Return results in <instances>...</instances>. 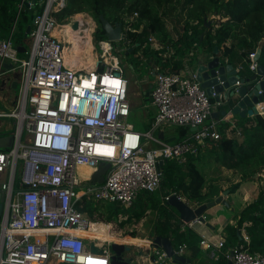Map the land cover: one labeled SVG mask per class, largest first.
<instances>
[{"label":"built area","instance_id":"built-area-1","mask_svg":"<svg viewBox=\"0 0 264 264\" xmlns=\"http://www.w3.org/2000/svg\"><path fill=\"white\" fill-rule=\"evenodd\" d=\"M25 1L40 9L27 35L29 47L20 54L10 34L0 36V76L4 63L19 74L17 106L0 112V118L15 119L12 146L0 150V264H110L108 246L75 233L95 221L83 207L87 202L129 207L140 192L157 191L162 176L158 160L182 162L219 138L217 122L211 118L212 98L191 68L157 72L150 92L155 114L141 134L127 122L129 82L117 61L105 65L96 58L90 70L66 65L68 43L62 29L72 27L75 14L65 23L55 17L66 0H20L18 9ZM56 28L59 35L52 33ZM73 30L78 32L79 24ZM149 42L156 47L153 38ZM103 43L111 42L99 41ZM254 55L255 51L249 53L250 71L258 65ZM171 126L190 132L178 142L164 143L159 133ZM102 162L110 165L104 181L91 185L81 168L94 170ZM223 245L219 240L214 246ZM156 253L160 264H166L164 252ZM227 257L231 264H264V253H250L242 245L230 248Z\"/></svg>","mask_w":264,"mask_h":264},{"label":"trees","instance_id":"trees-1","mask_svg":"<svg viewBox=\"0 0 264 264\" xmlns=\"http://www.w3.org/2000/svg\"><path fill=\"white\" fill-rule=\"evenodd\" d=\"M18 2L0 0V36L8 37L10 34L14 45L27 48L29 40L24 36L25 28L31 25L35 12L40 9L25 4L18 9ZM80 12L87 13L96 22L93 32L95 44L105 39L99 16L111 24L121 23L123 36L120 43L127 49L131 48L126 55L132 56L140 51L146 58L145 61L138 56L133 58L130 63L132 68L137 66L142 74L150 78L151 69L156 67L155 73L180 71L182 58L197 47L212 51L214 46H222L223 56L229 61L237 58L249 61V53L260 46L257 63L264 66V0H66L65 8L55 17L58 22L65 23L69 16ZM211 16L217 18L206 26ZM172 19L182 23V33L175 27L174 30L168 29L167 22ZM172 31L176 33V39ZM149 38H153L158 45L150 47ZM169 50L172 53L164 55ZM176 128L179 139L190 132V128ZM217 132L219 138L209 142L210 153L216 163L238 175L239 181L227 187L231 193L241 182L262 173L264 169V117L259 114L242 117L233 125L219 120ZM5 134L10 133H0ZM195 158L196 155H188L184 162H163L159 187L163 203L151 192L142 191L129 207L87 202L82 210L91 219L105 223L117 221L121 216L126 217L122 223L138 222L146 210H156L158 216L153 236L168 238L175 251L180 245L193 248L200 241L199 236L189 227L180 229L177 213L164 202L165 197L172 193L195 205L210 202L218 195L221 188L215 182L207 181ZM258 180L255 199L240 210L234 224L224 228L223 251L242 245L250 253H264V177L258 176ZM241 229L248 240L239 239L237 234Z\"/></svg>","mask_w":264,"mask_h":264},{"label":"crops","instance_id":"crops-1","mask_svg":"<svg viewBox=\"0 0 264 264\" xmlns=\"http://www.w3.org/2000/svg\"><path fill=\"white\" fill-rule=\"evenodd\" d=\"M213 18H217V17L211 16L209 20L211 21ZM172 36L175 35L172 34ZM227 44L228 42L226 43V45ZM257 48L260 49V46H258ZM192 52H190L186 56L184 61H182V69L180 71L183 72L184 70L190 68V64H191L190 60L192 59L194 60L195 54L198 52L204 53L205 54L204 56H211V50L203 51L199 47H197ZM218 54L222 58L227 59L228 62L232 63L234 68L240 72L242 77H248L252 75L253 71L249 70L248 61L244 60V58L242 59L237 58L236 60L229 61L228 58L223 56L222 46L218 48ZM16 75L17 77H15ZM5 78H7L5 83L3 85L0 83V112L13 111L17 106L19 74L15 70L3 68L2 74L0 76V81ZM153 78L154 77L152 76L149 84L147 85V89L145 90L142 89V93L140 95V100H139V104L142 103V108H141L142 116L145 118L146 121H148V123L152 122L155 114V108L153 105H151L150 102L151 100L150 92H151V84ZM212 104H213V108H212L211 118L214 119L216 122H219V120H223V121H228L233 125V122L235 120L242 118L238 116H232L230 115V113L226 115L222 114V112L226 108L225 102L222 99V97L220 98L219 102H216L215 100L212 99ZM256 107L258 108V114L264 117V102L258 103ZM246 117H251V116H246ZM14 122L15 119L12 117L0 118V133L7 132L10 133L9 135H11L12 129L14 127ZM160 133H162V137H163L162 141L167 144H173L181 139V138L179 139V130L176 127H163ZM209 147L210 144L204 148H209ZM204 148L200 150L201 151L199 154L200 158L204 159L206 156L210 155L209 156V161H211L210 165L214 166L212 168H215L216 172L220 173L223 176V178L218 181L217 178L214 177L217 181L215 184L221 188L220 192L218 193V195H220L222 191L227 190V187L231 183H235L237 181L236 177L238 178V175L235 174L232 169H228L223 166L217 167L213 155L210 153V151ZM198 160L200 162L202 161L200 159ZM208 180L209 179H207V181ZM256 190H257L256 185L250 181L242 182L234 192L230 193L227 190L228 194L224 196V199L226 200L228 205L226 206L224 204L219 203L208 208L204 212V217L207 224L195 222L193 223L191 228L199 236L200 241L205 240L206 243L207 242L210 243V246L206 247V243L200 244L199 241L197 245L193 248H188L185 246V248L182 250L180 254L190 259L191 264H227V262L229 261L227 254H229L230 249L229 248L225 249L224 250L225 253H223L224 251L222 250V248H224V245L221 248H217L214 245L219 240H223L224 242L223 237L225 234L224 233L225 226L228 224L235 223V219L238 216L240 209H242V207L245 205V202H247L249 198H253L254 196H256ZM1 193L2 192L0 191V194ZM152 194L156 199L160 201V203H163V199L159 192V189L157 191L152 192ZM1 199L2 197L0 196V204H1ZM181 199H183L190 206L193 207L196 206L194 203H190L188 200H186L183 197H181ZM2 207H3V201H2ZM157 216L158 213L156 210H146L144 216L138 222H131L132 226H135V231L133 230L131 235L128 234L125 236H118L115 232H113V235L115 237L114 241L126 242L127 244L128 243L131 244L130 251L125 254L126 258L131 259V264H158L154 262L156 261L157 258V256L152 253V251L154 252V248L152 249L151 247H149L151 245L150 239L151 237H153V228ZM119 220L120 219L118 218V221ZM180 227H181L180 229L183 230L185 227H188V225H180ZM239 234L243 239L248 240L243 229L239 231Z\"/></svg>","mask_w":264,"mask_h":264},{"label":"water","instance_id":"water-1","mask_svg":"<svg viewBox=\"0 0 264 264\" xmlns=\"http://www.w3.org/2000/svg\"><path fill=\"white\" fill-rule=\"evenodd\" d=\"M25 5L28 4L24 3ZM101 27L104 30V38L109 42L120 41L123 36V30L121 23L115 22L111 24L99 16ZM96 28V22L93 20ZM210 20L205 25L208 26ZM72 28L76 29L77 22H72ZM30 31V25L26 26L24 36L26 37ZM16 49L19 53L25 52V47L22 45H16ZM122 50V49H120ZM131 48L125 51L127 54ZM260 49L257 48L254 55V60L257 62ZM204 53H198L194 57L190 64V68L195 72V80L199 82L200 87L205 90L207 95L211 96L216 102L220 101V98L225 102V110L222 114H228L238 117L253 116L258 114V108L256 105L260 102H264V66L258 64L253 71L252 75L248 77H242L240 72L236 70L232 63L228 62L227 59L222 58L218 54V47L214 46L211 52V56H204ZM4 68L11 69L12 65L4 63ZM118 74V73H116ZM151 76L154 77V70L151 72ZM17 77V75L15 76ZM7 78L2 79L0 83L3 85ZM194 130V128H191ZM159 138L162 140V133H159ZM13 137L11 135L0 136V150L9 149L12 146ZM109 163L102 162L96 169L93 170L89 175L88 182L91 185L100 184L104 181L105 174L109 169ZM158 169L162 171V160L157 162ZM256 174L253 175V177ZM228 194L227 190L222 191L220 195L215 197L212 201L202 203L196 206H190L176 193L170 194L165 199V205L173 208L177 213V224L188 225L189 223L199 222L207 224L204 212L215 204L228 205L224 196ZM2 197V193L0 194ZM3 207L2 199L0 204V222L2 217ZM238 237L241 236L238 232ZM150 244L160 249L165 254L166 264H191L190 259L186 258L181 254H175L174 249L166 237L155 236L150 240ZM110 251V264H131V259L126 258L125 254L130 251V245L111 242L109 244ZM91 251L95 252L97 249L91 246ZM227 264H231L230 260Z\"/></svg>","mask_w":264,"mask_h":264},{"label":"rangeland","instance_id":"rangeland-1","mask_svg":"<svg viewBox=\"0 0 264 264\" xmlns=\"http://www.w3.org/2000/svg\"><path fill=\"white\" fill-rule=\"evenodd\" d=\"M19 2H20V0H19ZM19 2L16 4L17 7L20 4ZM80 14L84 15L85 17H89V18H91L93 20V18L90 17L87 13L80 12ZM175 21H173V19H172V21H168L167 22L168 29L169 30H174L175 28H177L178 29V32L179 33H182V26H183L182 23L181 22L176 23ZM172 34L175 35L173 37H174V39H176V37H177L176 36V33L174 31H172ZM155 44H157L156 41H155ZM26 47L27 48L29 47V43L28 42H27V46ZM120 49H122V50H120ZM125 50H127V47L126 46H122L121 43H120V41H118V42L117 41L111 42V43H109L108 56L111 55L112 57H114L117 60V62L119 63L120 67L122 68L123 76L125 78H127L128 79V82H129V84H128V94H129V99H130V104H131V113H130V115L127 118V122L130 123V124H132L134 130H136V131L140 132L141 134H143L144 132H146L150 128V126H149L148 121H146L145 118L142 116V113H141L142 112L141 111L142 103L139 104V100H140V95L142 93V89H144V90L147 89V85L149 84L151 78L148 77L147 74H142L140 72V70L137 69V66L134 67V68H132V66L130 64L132 62L133 58H135L137 56L140 59H142L143 61H145L146 58L143 55L140 54V51H137L132 56H127L125 54ZM199 51H201V50H199ZM91 52L96 56V58L98 60H100L105 65L107 63H111V60L110 59H108V61H106V59L103 58V56H102V53H103V45H99V41L95 44V42L93 41V34H92V51ZM171 53H172V50H170L168 54H164V55L169 56ZM198 53L200 54L201 52H198ZM198 53H196V54H198ZM188 54H186L182 58L183 59L182 61H184V59L186 58V56ZM196 54H195V56H196ZM191 56H192V54H191ZM192 60H190V62H192ZM152 70H154V69L152 68L151 69V72H152ZM155 70L157 71V67L155 68ZM156 73H154V75ZM171 127H174V126H171ZM148 146L154 147V144L152 142H149L148 143ZM204 149H207L208 151H210V147L209 148H204ZM200 152L201 151H199V153L196 155V156H198V157H196L197 159L195 158L196 159V162H197V166L199 167L200 171L203 174H205L206 179H209V181H213V182L216 183L218 180H221L223 178V176L220 173L216 172L215 168H212L214 166L210 165V162H211V161H209V156L210 155H208L204 159H202L199 156ZM198 159H200L202 161L200 162ZM182 162H184V160ZM215 164H216L217 167H220L221 166L218 163H215ZM87 170H90L91 171V169L90 168H87V167H82L81 168L82 173H85L86 174L87 173ZM258 176L264 177V169H263L262 173L256 174V176H254V177L252 176L251 178H249L248 180H246V181L253 182L256 185V189H257L256 190V195H257L258 185H259ZM214 177L217 178V181H216V179ZM213 178H214V180H213ZM236 179H237V181H239V178L236 177ZM246 181H243V182H246ZM229 184H230V182H229ZM255 197L256 196H254L253 198H249L247 200V202H245V205L244 206H246L249 202H251L252 200H254ZM96 204H99L101 206V204H106V203H96ZM119 219H120L119 221L117 220V221H113V222H109L108 223V224L111 225L112 231H114L118 236H125V235H128V234L131 235L132 234V231L133 230L135 231V226H132V223L131 222L130 223H128V222L127 223L126 222L125 223H122V221H126V217L125 216L124 217L121 216V217H119ZM153 237H151V239ZM109 244L110 243H106L105 246H109ZM149 247H151L152 249L154 248V252L152 251V253L157 256L156 261H154V262L155 263L158 262V264H160L161 261H160V259L158 257L159 254H157L155 252V251H157L159 249L156 248V247H154L152 244Z\"/></svg>","mask_w":264,"mask_h":264},{"label":"bare ground","instance_id":"bare-ground-1","mask_svg":"<svg viewBox=\"0 0 264 264\" xmlns=\"http://www.w3.org/2000/svg\"><path fill=\"white\" fill-rule=\"evenodd\" d=\"M73 21L77 22L80 26V30L76 32L71 29L69 25L63 27L64 38L68 46L64 47V59L65 63L69 67H85L87 70L92 69L96 65V56L91 52L92 44L90 42L89 25L92 21L89 17L77 13L73 17ZM58 29L53 30L54 35H59ZM79 33V34H78ZM104 52L102 53L103 58L108 61L110 59L113 63L117 60L111 55L108 56L109 46L107 43H103ZM108 57V58H107ZM93 170H87V174H90ZM112 227L108 223L101 221H93L88 229L76 230L75 233L82 237H87L92 241H98L99 246L106 243L117 242L127 244L126 242L114 241ZM148 244V243H147ZM97 245V244H96ZM131 245V244H127ZM133 245V243H132Z\"/></svg>","mask_w":264,"mask_h":264},{"label":"clouds","instance_id":"clouds-1","mask_svg":"<svg viewBox=\"0 0 264 264\" xmlns=\"http://www.w3.org/2000/svg\"><path fill=\"white\" fill-rule=\"evenodd\" d=\"M7 135H9V134H7Z\"/></svg>","mask_w":264,"mask_h":264}]
</instances>
